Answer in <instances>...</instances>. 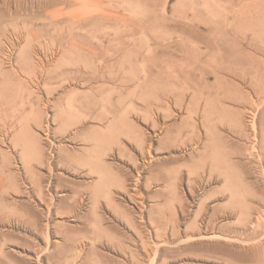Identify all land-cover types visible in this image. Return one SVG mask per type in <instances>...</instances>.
<instances>
[{"label": "rangeland", "instance_id": "rangeland-1", "mask_svg": "<svg viewBox=\"0 0 264 264\" xmlns=\"http://www.w3.org/2000/svg\"><path fill=\"white\" fill-rule=\"evenodd\" d=\"M47 6L0 0V211H53L78 264H264V0Z\"/></svg>", "mask_w": 264, "mask_h": 264}, {"label": "bare ground", "instance_id": "bare-ground-1", "mask_svg": "<svg viewBox=\"0 0 264 264\" xmlns=\"http://www.w3.org/2000/svg\"><path fill=\"white\" fill-rule=\"evenodd\" d=\"M34 1L36 2V4L42 3V5H45V4L48 5L47 7H45V10H46L48 7H59L61 5L63 6L64 4L67 3L68 0H33V2ZM39 9L43 10L44 6L39 7ZM64 10H65V8L61 7V8H58V10L53 11V12H61V11L64 12ZM4 15H3V17L5 18ZM58 15H60V14L58 13ZM57 18H59V16ZM77 18L78 17L74 16V15L72 17V19L75 21L77 20ZM86 19H88V18H86ZM60 20L62 21L63 19H61V17H60L59 19H56L55 22H59ZM77 21H79V20H77ZM3 33H4V31H3ZM22 35H23V33H22ZM2 55L4 56V54H2ZM9 55L6 54V52H5V60L7 61L8 67H9V65H11V68H13L15 64L14 65L11 64V62H12L11 58L12 57ZM14 63H16V62H14ZM20 64H21V62H20ZM18 66H20V65H18ZM5 70H8V69H5ZM10 70H12V72H15L17 74L19 73L17 69L16 70L10 69ZM22 71H24V70H21V72ZM13 113H15V112L11 111V106H10V108L7 105H5L3 107L0 106V124L2 125V127L5 131H9L10 129L13 128L12 127L13 126V121H12ZM80 125H81L80 128L84 127V123H80ZM4 137H5V141H7L6 135ZM199 140H195V142L192 141L191 144L197 145V143H199ZM0 141H1V139H0ZM205 147H206V145H205ZM153 150L154 149H153L152 144H149L147 141L143 142L142 143V149L140 151L142 158L146 159L147 157H152V151ZM6 151H8V150H6ZM143 167H144V165L140 166V167L137 166L136 167L137 172L140 173L141 172L140 169H142ZM207 172L203 171V175L201 176V180L204 179L205 174H208ZM208 176H209L208 177L209 179H212L211 174H209ZM213 178H214V176H213ZM140 179H142V178H140ZM138 182L139 181L136 180L135 186H138ZM49 187L52 189V185L51 186L49 185ZM28 190H29V188H28V186H26V183H20L18 185V193H21V194L27 193L28 194L29 193ZM50 191H52V190H50ZM77 192L78 193H77L76 200L73 199L75 201L74 210L76 212L84 209V207L86 205L85 202L87 200L86 199V196H87L86 193L88 192V190L86 191V189L83 188V189H78ZM89 195H91L88 197L89 200L94 202V200L92 198V194H89ZM53 200H54V196L51 195V198H50L51 202L48 204V207L53 206V205L55 207L56 204H54ZM41 201L44 202V199L41 198ZM31 205L32 204H31L30 200H28V201L25 200L22 203V207H21L20 211L16 214H14L12 212H5L2 210L0 211V264H76L77 262H75L74 259L77 258V260H78L83 255H87L86 249L88 248L90 243L87 241L88 237L86 234H83L82 242L83 241L84 242L80 246L77 247L76 252L73 251L74 250L73 248L71 249L70 247H68V248L63 247L59 241L54 240V238L58 237L61 233V230H60L61 225L59 226L58 222L53 225V223H54L53 211H50V209L48 211H43L41 209L33 210ZM59 210L60 209L57 205L56 211H54V212L57 213V211L59 212ZM80 227H81L82 231L85 230V227L84 228H83V226H80ZM27 233H32L33 235H35V237H37L39 239V241L42 243V245L39 244L37 241L34 242L33 240H31V237L29 235H27ZM81 233H83V232H81ZM91 244L94 245L93 243H91ZM153 245L152 246L150 245L148 248V251H147L148 252L147 255H149V258H150L149 264H157V261H156L157 260L156 259L157 253L156 252H157L158 246L155 247V244H153ZM88 252H90V251H88ZM87 261H88V259H87ZM81 264H84V262H81ZM136 264H140V262H136Z\"/></svg>", "mask_w": 264, "mask_h": 264}]
</instances>
